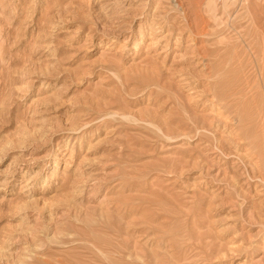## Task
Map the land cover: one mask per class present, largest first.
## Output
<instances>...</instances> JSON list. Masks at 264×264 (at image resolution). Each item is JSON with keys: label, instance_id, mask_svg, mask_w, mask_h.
Listing matches in <instances>:
<instances>
[{"label": "rangeland", "instance_id": "obj_1", "mask_svg": "<svg viewBox=\"0 0 264 264\" xmlns=\"http://www.w3.org/2000/svg\"><path fill=\"white\" fill-rule=\"evenodd\" d=\"M234 1L0 0V264H264V0Z\"/></svg>", "mask_w": 264, "mask_h": 264}, {"label": "bare ground", "instance_id": "obj_2", "mask_svg": "<svg viewBox=\"0 0 264 264\" xmlns=\"http://www.w3.org/2000/svg\"><path fill=\"white\" fill-rule=\"evenodd\" d=\"M225 2H224V4H225V7H228L229 5H231V4H235L234 2V0H224ZM227 9V8H226Z\"/></svg>", "mask_w": 264, "mask_h": 264}, {"label": "built area", "instance_id": "obj_3", "mask_svg": "<svg viewBox=\"0 0 264 264\" xmlns=\"http://www.w3.org/2000/svg\"><path fill=\"white\" fill-rule=\"evenodd\" d=\"M237 1L240 2V3H244V2H247L249 0H237Z\"/></svg>", "mask_w": 264, "mask_h": 264}]
</instances>
